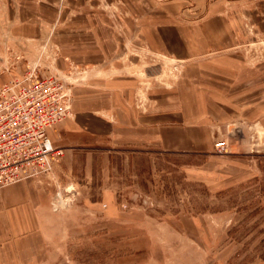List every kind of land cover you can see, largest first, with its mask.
Instances as JSON below:
<instances>
[{
	"label": "rangeland",
	"instance_id": "rangeland-1",
	"mask_svg": "<svg viewBox=\"0 0 264 264\" xmlns=\"http://www.w3.org/2000/svg\"><path fill=\"white\" fill-rule=\"evenodd\" d=\"M18 1L7 7L0 0V83L28 72L37 78L57 75L73 92L90 80L125 76L136 79L134 99L139 100L147 91L172 89L182 75V63L143 50L136 27L118 23V10L100 0H87L85 8L108 16L109 31L126 37L101 67L77 65L63 52L74 32L69 19L82 15L84 0H43L52 8L44 10L32 4L21 7ZM25 30H34V37L20 36ZM246 39L248 53L259 59L255 54L264 50V38L253 31ZM189 74L194 77L192 108L196 74ZM141 105L142 100L137 107ZM237 106L236 113L214 121L210 152L115 147L96 154L94 163L100 167L94 166L93 184L86 186L115 191L117 211H64L71 201L69 192L64 193V209L56 211L46 234L43 261L32 264H264L261 112L259 105L251 111ZM90 194L94 191L84 189L78 199L83 202Z\"/></svg>",
	"mask_w": 264,
	"mask_h": 264
},
{
	"label": "crops",
	"instance_id": "crops-1",
	"mask_svg": "<svg viewBox=\"0 0 264 264\" xmlns=\"http://www.w3.org/2000/svg\"><path fill=\"white\" fill-rule=\"evenodd\" d=\"M3 1L12 6L11 0ZM20 1L21 7L52 9L43 0ZM86 1L80 4L82 15L69 19L74 32L63 52L77 65L101 67L126 37L109 31L108 16L88 11ZM100 1L118 10V23L136 27L133 34L145 45L143 50L182 63V75L172 89L147 91L139 100L134 99L136 79L125 76L90 80L73 90L70 116L48 131L61 153L51 173L0 188V264L43 261L41 254L49 246L46 234L55 224L56 211L64 209V193L69 192L71 200L64 211H117L115 191L86 186L93 184L94 166L100 167L94 163L96 154L115 147L168 154L210 152L214 121L236 113L241 104L245 111L259 105L264 134V50L253 60L245 45L253 31L264 38V0ZM23 33L26 39L35 35L34 30ZM189 73L196 74L192 108L194 77ZM84 189L94 194L81 202L78 195Z\"/></svg>",
	"mask_w": 264,
	"mask_h": 264
},
{
	"label": "built area",
	"instance_id": "built-area-1",
	"mask_svg": "<svg viewBox=\"0 0 264 264\" xmlns=\"http://www.w3.org/2000/svg\"><path fill=\"white\" fill-rule=\"evenodd\" d=\"M71 103V87L57 75L0 83V188L51 173L61 153L48 131L70 116Z\"/></svg>",
	"mask_w": 264,
	"mask_h": 264
}]
</instances>
